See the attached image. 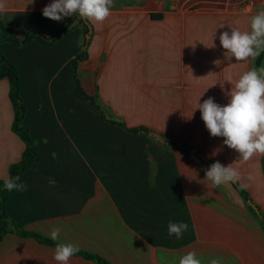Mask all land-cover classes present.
<instances>
[{
	"label": "crops",
	"instance_id": "crops-1",
	"mask_svg": "<svg viewBox=\"0 0 264 264\" xmlns=\"http://www.w3.org/2000/svg\"><path fill=\"white\" fill-rule=\"evenodd\" d=\"M262 10L264 0H113L111 14L103 23H85L79 16L84 38L87 25L90 43H98L90 58L93 92L128 127L143 125L154 130L130 133L135 144L125 153L91 150L89 139L87 148L83 139V150L78 153L83 164L61 163L59 143L47 145L51 139L44 126L49 127V119L41 122L33 109L25 111L22 122L38 151L35 167L20 176L27 190L15 191L5 205L15 224L48 238L58 227L56 242L96 253L111 264H179L191 251L202 264L213 258H220L221 264H264V232L258 216L246 207L233 183L213 188L205 178L214 162L238 169V184L246 185L242 189L264 218V155L243 161L223 144V137L210 136L195 109L197 102L209 97L225 106L231 84L252 68L264 67L261 54L255 60H225L219 42L222 31H250V18ZM0 18L18 37L30 29L53 34L65 20L53 21L42 15V9L26 6H7ZM37 42L13 45L21 51L14 47L12 51L4 41L0 44L2 53L18 69L21 97L25 85L20 67L27 65L34 71H45L47 65L49 71V65L58 62L59 67L67 68L68 83L75 89L72 60L76 50L55 58L36 57L34 54L41 53V42ZM53 44L46 46L52 48ZM78 66L81 76V68L86 66ZM8 88V79L1 78L3 180L9 178L8 166L20 160L25 148L11 129L14 111ZM128 89L130 99L121 94ZM111 91H115L114 99L102 94ZM139 144L154 147L159 174L142 161L141 151L134 148ZM122 156L133 160L121 167L125 171L108 169L100 161L101 157H114L113 164L122 165ZM169 221L187 223L182 238L168 235ZM54 250L31 237L7 232L0 240V264H58ZM68 264L96 263L74 255Z\"/></svg>",
	"mask_w": 264,
	"mask_h": 264
},
{
	"label": "clouds",
	"instance_id": "clouds-1",
	"mask_svg": "<svg viewBox=\"0 0 264 264\" xmlns=\"http://www.w3.org/2000/svg\"><path fill=\"white\" fill-rule=\"evenodd\" d=\"M31 0L30 3H32ZM113 0H54L42 9V15L53 21L78 14L85 21L103 23L111 14ZM7 9V0H0V13ZM219 42L225 50L224 58L231 61L255 60L264 52V10L250 18V31L231 28V32H222ZM215 45L212 44L211 47ZM232 85L227 94L230 98L225 106L214 102L212 97L198 103L201 119L212 137H223V144L235 150L243 161L253 156L264 155V67L252 68L243 73ZM219 150V149H218ZM217 150V151H218ZM205 178L213 188L228 183H236L241 175L238 169L222 166L214 162L205 172ZM246 187V185H241ZM4 189L26 191L27 186L20 182V177H12L5 181ZM188 229L187 223L169 221L167 232L176 239L182 238ZM60 228H53L50 239L57 240ZM73 244L58 243L54 250V260L58 264H68L71 257L79 252ZM179 264H202L194 251L188 252L179 259ZM209 264H221L220 258H213Z\"/></svg>",
	"mask_w": 264,
	"mask_h": 264
},
{
	"label": "rangeland",
	"instance_id": "rangeland-1",
	"mask_svg": "<svg viewBox=\"0 0 264 264\" xmlns=\"http://www.w3.org/2000/svg\"><path fill=\"white\" fill-rule=\"evenodd\" d=\"M30 2L31 0H7V6H9L10 9L17 8L18 6L43 9L45 6L54 2V0H33L32 3ZM36 30L40 31L39 29ZM57 30L59 31V27ZM40 32L46 35V32ZM222 32H220V34ZM88 35L89 37L86 38L87 43L85 45L82 26L81 24H77L70 30H63L60 37L55 40L52 48L40 43L39 46L41 47V53H36L34 56L37 57L39 55H45L55 58L58 54L61 55L63 53H70L72 50H76L77 53L83 46L81 49L86 52L87 56L83 60L79 61L78 65L79 63H83L86 68H81V76H78L79 82L81 83V81H83V83L86 84L84 85L85 91L95 97L96 102L99 104L102 112L104 113V117L106 119L114 120L115 116L113 109L107 107L103 100L97 96L98 93H96V91L93 92L91 88L94 76L91 74L92 63L90 58L97 49L96 45H98V43L95 42L91 44L90 33ZM4 43L9 44L11 47L10 49H13L14 46L11 43L7 41H4ZM14 49L21 51L19 50L20 48L14 47ZM14 49L12 51H15ZM223 51L225 52L222 48L221 53H223ZM59 66L58 62H53L52 65H49V71H47V65L44 67V69H46L45 71L37 69L34 71L29 67V65L26 67H20L21 79L25 85V89L22 94L24 109L27 112L33 109L34 115L38 116V119L41 122L47 121L45 120L46 118L49 119L50 125L49 127L48 124L44 126V133L47 132V136L51 139L47 144L48 147L51 144L56 145V143H59V149L62 151V153L58 154V157L61 160L59 162L82 165V157L78 153L81 154V151L83 150V139H85V148L88 146L86 140L89 139V148L91 150L107 149L113 150L114 152H116V150H123L125 153L127 150L131 149L135 144L134 142H131L134 141V136L124 131L119 126L113 127L108 121H106V119L101 116V114L89 103V101L73 89L71 87L72 85L68 83V78L66 77L67 68L65 66L62 68ZM78 69H80L79 66ZM130 91L131 90L128 89L124 93L121 92V94L123 96L127 95L130 99ZM113 92L115 91L102 94L106 97L114 99V95L116 94ZM29 116L30 115H28V119ZM115 118L117 121H122V119H118V116ZM58 121L62 123V127L65 129V132L58 124ZM148 129L154 130L151 126L148 127ZM144 141L145 140H142L140 142ZM134 148L141 151L142 155L140 158L142 161L144 160L146 166L149 167L151 171L159 174L155 169L156 164L154 160L156 157L154 147L139 144L138 147ZM114 159V157H101L100 161L102 164H107L108 169L115 168L122 171L125 170L121 167H124L125 165L129 166L131 163V158L129 156H122L121 159L123 160L120 159L122 165L119 163L118 165L113 164ZM244 203L246 204V201H244Z\"/></svg>",
	"mask_w": 264,
	"mask_h": 264
},
{
	"label": "trees",
	"instance_id": "trees-1",
	"mask_svg": "<svg viewBox=\"0 0 264 264\" xmlns=\"http://www.w3.org/2000/svg\"><path fill=\"white\" fill-rule=\"evenodd\" d=\"M66 20L70 21V17L65 19L64 21ZM88 31H89L88 26L84 25V29H83L84 34L86 35ZM60 35L61 32H58V30L52 35H45L36 29H30L26 32V34L23 37H18L4 22V20L0 18V44L3 41H7L14 46L20 47L29 44L31 40L35 39L45 45H51L53 42H55V40H57L60 37ZM48 39H52V41H49ZM86 43L87 40L85 41L84 38V44ZM86 56H87L86 52L83 49H80L72 60L74 88L78 93H80L85 99L89 101V103L101 114L103 118H105L102 109L95 100V97L88 94L84 90L78 79V62L86 58ZM261 57H264V52L261 53ZM4 77L8 79V84H9L8 96L14 111V118L11 124V129L14 133H16L20 137V139L23 141L25 145L20 160L11 163L8 166L9 178H12L16 176L20 177L23 172L35 167V158L38 151V144L30 136L28 126L22 122L25 114V109H24V103H22V105L20 104V102L22 101V97L20 95V79H19L18 69L10 60H8L5 57V55L0 50V79ZM21 108L24 109L23 113H20ZM106 121H108L110 124L119 126L121 129H123L128 133H140V132L148 131L147 127L143 125L128 127L123 121H116L111 119H106ZM5 181L6 180L0 179V219H1L0 240L2 239L3 235L6 234L7 232H15L17 235L21 237H31L34 240H36L38 243L46 244L55 248L58 242L48 237H45L38 232L20 228L18 225L15 224L13 219L10 218V216L7 214L5 210L6 202L8 198L15 191L9 192L5 190L4 189ZM233 186L244 201H247V199H249L245 190L242 189V187H240L237 183H233ZM246 207L254 215L258 216L253 210V208L247 202H246ZM258 218L260 220L264 232V218L262 216L261 217L258 216ZM9 220L15 225L16 227L15 231L12 229L9 230L6 229ZM75 255L81 256L84 259L91 260L96 264H111L108 260L102 258L96 253H90L84 250H79V252L76 253Z\"/></svg>",
	"mask_w": 264,
	"mask_h": 264
},
{
	"label": "water",
	"instance_id": "water-1",
	"mask_svg": "<svg viewBox=\"0 0 264 264\" xmlns=\"http://www.w3.org/2000/svg\"><path fill=\"white\" fill-rule=\"evenodd\" d=\"M79 15L78 14H73L71 17H70V21H63L62 25L60 26L59 28V31L58 32H62L63 30L67 29V30H70L72 29L74 26H76L79 22H80V19L78 17ZM83 19V18H82ZM84 20V19H83ZM84 22L86 23V21L84 20ZM90 31V30H89ZM89 31L88 33H86V38L89 37ZM49 41H52V39H48ZM22 101L20 102V104L22 105ZM24 109L21 108L20 109V113H23ZM154 136H157L161 139H167L165 138L162 134H159L157 132H154V131H150ZM173 140V139H172ZM247 203L253 208V210L255 211V213L260 216V212H259V209L258 207L250 200V199H247ZM6 229L9 230V229H12V230H16V227L15 225L9 220L8 221V225L6 226Z\"/></svg>",
	"mask_w": 264,
	"mask_h": 264
}]
</instances>
